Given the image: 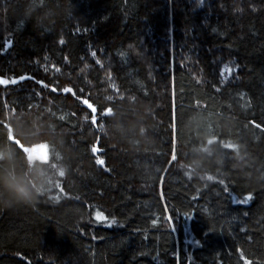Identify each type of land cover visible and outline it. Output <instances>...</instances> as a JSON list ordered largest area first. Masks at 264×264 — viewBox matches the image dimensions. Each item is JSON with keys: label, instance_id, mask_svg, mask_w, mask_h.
Returning a JSON list of instances; mask_svg holds the SVG:
<instances>
[{"label": "trees", "instance_id": "obj_1", "mask_svg": "<svg viewBox=\"0 0 264 264\" xmlns=\"http://www.w3.org/2000/svg\"><path fill=\"white\" fill-rule=\"evenodd\" d=\"M0 79L7 140L39 118L69 168L59 215L0 209V264H264V0H0Z\"/></svg>", "mask_w": 264, "mask_h": 264}, {"label": "clouds", "instance_id": "obj_2", "mask_svg": "<svg viewBox=\"0 0 264 264\" xmlns=\"http://www.w3.org/2000/svg\"><path fill=\"white\" fill-rule=\"evenodd\" d=\"M38 119L22 122L18 118H13L8 119V123L13 135L26 148L31 149L34 144L40 143L48 145L50 159L47 164L37 160L29 161L28 153L7 140V129L0 128V209L34 205L40 198L52 192L57 181L69 173V168L64 163L63 143L58 139V134L38 124ZM146 131L147 129L141 132V135L146 134ZM208 151L210 154L213 149L209 147ZM180 167L190 169L191 175L198 176L201 180L207 177L202 174L203 170L196 161H184ZM61 169L64 172L63 176L59 175Z\"/></svg>", "mask_w": 264, "mask_h": 264}, {"label": "snow or ice", "instance_id": "obj_3", "mask_svg": "<svg viewBox=\"0 0 264 264\" xmlns=\"http://www.w3.org/2000/svg\"><path fill=\"white\" fill-rule=\"evenodd\" d=\"M236 11L239 12V11H241V9H240V8H236ZM60 43H63V40H61ZM95 55H96V53L93 52V53H92V56H95ZM99 63H100V61H97V64H99ZM87 67H88V66L85 65L84 69H81V71L86 70ZM56 70L59 71V69H56ZM25 78H26V77H20V79H25ZM28 79H30V77H28ZM8 83H9V80H7V79H0V84H8ZM11 83L15 84V83H17V81H16L15 79H13V80L11 81ZM37 83H42V82L37 81ZM44 87H47V85H44ZM52 90L55 91V89H52ZM219 90H220L219 88L216 89V91H219ZM62 91L67 93V92H72V89L66 87V88H63ZM106 99L109 100V101H111V100L113 99V97H112V96H107ZM85 103H87V101H85ZM88 107L92 109V113H93V115H92V117H91V123H92L93 125H95V124L97 123L96 115H95L96 109H95L91 104H88ZM112 114H113V110H112V108H110V107H108V108H101V115H102V116H104V115H112ZM60 118L63 119L64 117H60ZM85 119H87V116H85ZM173 127H175V126H173ZM257 127H259V125H257ZM100 128L102 129V128H103V125H101ZM16 143H18V141H17ZM24 151H26V149H24ZM91 151H92L93 153H96V152H97V148H96L95 146H93L92 149H91ZM173 153H175V143H173ZM172 159H173V160L176 159L175 154H173ZM96 162H97V164H101V165H103V163H104V161H103L102 159L98 158V157H97V159H96ZM59 175H60V176H63V175H64L63 169H61ZM206 179L209 180V181H211V180L214 179V177L211 176V175H208V176L206 177ZM220 183L223 184V180H221ZM56 187H57V188L60 187L59 183L56 184ZM61 191H62V189H61ZM225 191H227L226 188H225ZM250 199H251V195L245 197V198H244L242 201H240V202H241V203H247L248 200H250ZM53 200H58V197H53ZM184 215H185V217H186L187 219H190V218H191V217L188 215V213H185ZM96 218H97V219H105V217L101 216L100 213H97ZM113 223H115V221H113ZM169 223H171V218H169ZM109 226H111V225H109ZM172 230L174 231L175 229L173 228ZM246 264H247V262H246Z\"/></svg>", "mask_w": 264, "mask_h": 264}, {"label": "rangeland", "instance_id": "obj_4", "mask_svg": "<svg viewBox=\"0 0 264 264\" xmlns=\"http://www.w3.org/2000/svg\"><path fill=\"white\" fill-rule=\"evenodd\" d=\"M22 209H26V211H28L29 214H31V216H33L35 219H40L42 217H52V215H59L63 210L62 208L63 207H58V208H48V207H45L42 203V200L41 198L34 204V205H31V206H21ZM20 208V206H19ZM78 207H76L77 209ZM80 209L79 211H81L82 213V210L81 208H78ZM12 211L13 215L14 214H18V213H15V208L13 209H9L8 210V214ZM73 223H75L73 220H72ZM78 223L80 222V219H78L77 221ZM23 223L20 222V220H18L17 218L14 219V220H11L9 223L5 222V226L7 227L8 231H9V234H17V231L21 225ZM32 224V221L29 223V224H26V226H24L25 228H27L28 226L30 227V225ZM85 233V232H84ZM2 234V233H0ZM13 234V235H15ZM92 235V233H91ZM0 240L3 241L4 240V237L3 236H0ZM66 264V263H64Z\"/></svg>", "mask_w": 264, "mask_h": 264}, {"label": "water", "instance_id": "obj_5", "mask_svg": "<svg viewBox=\"0 0 264 264\" xmlns=\"http://www.w3.org/2000/svg\"><path fill=\"white\" fill-rule=\"evenodd\" d=\"M10 45H11V44L9 43L8 46H10ZM10 139H11V142H12L13 144H17V145H19V147H21L20 144H19V142L16 143L17 140H14L13 135H10ZM42 153H43V152H42L40 149H31V150L29 151V154H30V155H35V156H41Z\"/></svg>", "mask_w": 264, "mask_h": 264}, {"label": "bare ground", "instance_id": "obj_6", "mask_svg": "<svg viewBox=\"0 0 264 264\" xmlns=\"http://www.w3.org/2000/svg\"><path fill=\"white\" fill-rule=\"evenodd\" d=\"M30 150H31V149H29V151H30ZM29 151H28V155L30 156ZM32 156H35V155H32ZM36 157H40V156H36Z\"/></svg>", "mask_w": 264, "mask_h": 264}]
</instances>
